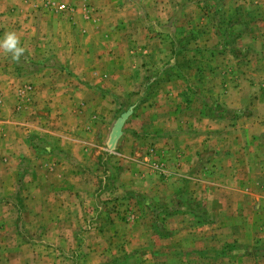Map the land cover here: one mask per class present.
<instances>
[{"label":"rangeland","instance_id":"obj_1","mask_svg":"<svg viewBox=\"0 0 264 264\" xmlns=\"http://www.w3.org/2000/svg\"><path fill=\"white\" fill-rule=\"evenodd\" d=\"M8 2L0 38L26 51L0 49V264H252L231 226L264 222V0ZM74 29L121 47L81 121L59 113Z\"/></svg>","mask_w":264,"mask_h":264},{"label":"crops","instance_id":"obj_2","mask_svg":"<svg viewBox=\"0 0 264 264\" xmlns=\"http://www.w3.org/2000/svg\"><path fill=\"white\" fill-rule=\"evenodd\" d=\"M10 1V0H9ZM12 2H8V5H13L14 7L17 6H21L23 7V4L21 3L22 0H11ZM38 0H26V2H37ZM18 3V5H15L14 3ZM114 9V6H113ZM27 17L29 18H33V15H31V13L29 12L28 14H26ZM57 19H47L46 23L49 24L48 26H50L53 22V20H55L56 22L60 21L61 18L60 17H55ZM89 22H91V20H89ZM75 28V27H74ZM113 28V27H112ZM46 30V29H45ZM46 32L48 31H44L43 33H40V37L42 39H49V38H55L57 37V34L55 36H50L49 34H47ZM45 33V34H44ZM81 31L80 30H76L74 29L71 36H65V37H61L58 36L55 40H57L59 43L64 44V39H67L69 37H71V39H74L68 46H66L65 48H63V46H61L60 49V53L66 56H71V61H69L67 64L64 65L65 68H67L68 70L72 71L74 74L73 80H75L76 84L74 85L75 87L72 89V91H70L69 89H62L63 91H65V93H63L62 91L60 92V96L66 98V102L69 103L70 105L69 107L66 108H59V113H70L71 114V118H73V121H79V117H80V112L81 110L79 109V106L76 105L77 103H81L82 106L80 108H82V111H86L87 106H89L90 108L92 106L96 105L98 96L94 93V90H96L97 88V83H98V78L97 77V73H98V69L97 66L99 64L100 65H104V60L105 58V54L106 55H112L113 53L118 54V52L121 50V47H117V46H107V45H103V46H99L97 44H95L92 41H86L85 45L83 46H77L76 43H79L78 41V36L80 35ZM107 37V43L110 42L111 36H109L107 33L104 34ZM82 40V38H81ZM115 40V39H114ZM113 40V41H114ZM78 41V42H76ZM118 44V42H117ZM113 45V43H112ZM138 49L139 47H135V48H129L127 47V49L122 48L123 53L129 55L135 52V50ZM42 53H45L41 50ZM98 56H101L102 58H99ZM98 62V64H97ZM102 67V66H100ZM106 72H103V74ZM17 78H19V76H16ZM21 77V76H20ZM27 78L30 81H36V83L40 84L41 87H44L41 83H47L48 79L47 78H42V76L40 75V77L37 78V76H27ZM38 80V81H37ZM81 80L82 83H79V87L81 86V89H79L78 87V83ZM14 82V81H13ZM208 98H205V100H207ZM203 108V107H202ZM207 109H209V107H204V113L201 115L205 125L207 122L210 123V116H209V112L207 111ZM93 109H91L89 112H91ZM73 116V117H72ZM13 117V116H12ZM58 119V126L61 125V122L63 120V116H57ZM174 119V118H172ZM177 119V123L176 126L179 124V120L180 118H176ZM90 120V119H89ZM208 120V121H207ZM81 121V120H80ZM186 121V117L183 120V122ZM12 123L14 124L15 121L12 120ZM16 125V124H14ZM75 125L76 122H75ZM253 129H257L258 127H252ZM41 131L44 132H48L51 134H54L53 132H51L50 129L47 128H39ZM208 129V127H207ZM264 131V130H263ZM30 132V131H29ZM26 132V133H29ZM57 133H55L56 136H60V132L56 131ZM124 132V131H123ZM199 143V142H198ZM200 143H202V141H200ZM255 142L251 143V150L253 148V145ZM192 148V147H191ZM190 147L186 146V153H187V159L191 158V149ZM189 152V153H188ZM199 154V152H197L196 150L193 151V154ZM182 155H184L183 153H181ZM207 154L206 151L201 152L202 157L198 158V159H203V157ZM180 155V153H179ZM198 156V155H197ZM196 156V157H197ZM197 159V160H198ZM180 162V160L178 161ZM233 164H236L235 162H233ZM188 163L184 164V166H187ZM235 171L239 170V168H235ZM254 176H251L252 179H257L256 173H253ZM218 176H222L224 178V181H229V176H226L225 173H219ZM236 179V178H235ZM240 181V180H239ZM202 182H207L205 180H202ZM256 190V187L255 189ZM251 197L255 198V201L252 202L253 206H252V210H253V214L255 216L257 215H261V211L262 208L258 207V201L260 202H264V191L261 189H257L254 192H249L248 193ZM238 195V194H237ZM239 204V202H237ZM241 213L243 212V210H239ZM253 215V216H254ZM250 226H246L245 230L244 228H242L241 226H238L236 223L233 224L231 226L232 228V232H234V237L240 236L237 241H240L242 237H244L246 234L248 236H250V241L247 244V249L248 252L245 253V255L243 257L249 258V262H251L252 264H261V262H264V222H254V220H250ZM226 225V224H224ZM223 225V226H224ZM245 231H247L245 233ZM245 238V237H244ZM246 248V246H244ZM242 259V257H241ZM264 264V263H263Z\"/></svg>","mask_w":264,"mask_h":264},{"label":"clouds","instance_id":"obj_3","mask_svg":"<svg viewBox=\"0 0 264 264\" xmlns=\"http://www.w3.org/2000/svg\"><path fill=\"white\" fill-rule=\"evenodd\" d=\"M0 49L11 54L13 60L19 61L24 56L26 49L21 46L20 39L15 32L4 33L0 38Z\"/></svg>","mask_w":264,"mask_h":264}]
</instances>
